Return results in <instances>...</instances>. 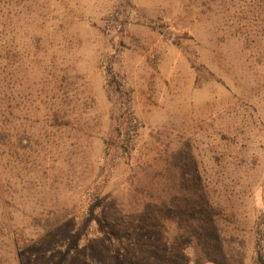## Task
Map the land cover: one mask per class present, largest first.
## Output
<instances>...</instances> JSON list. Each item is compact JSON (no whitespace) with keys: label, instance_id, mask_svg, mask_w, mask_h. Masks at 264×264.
Segmentation results:
<instances>
[{"label":"rangeland","instance_id":"rangeland-1","mask_svg":"<svg viewBox=\"0 0 264 264\" xmlns=\"http://www.w3.org/2000/svg\"><path fill=\"white\" fill-rule=\"evenodd\" d=\"M264 264V0H0V264Z\"/></svg>","mask_w":264,"mask_h":264},{"label":"trees","instance_id":"trees-1","mask_svg":"<svg viewBox=\"0 0 264 264\" xmlns=\"http://www.w3.org/2000/svg\"><path fill=\"white\" fill-rule=\"evenodd\" d=\"M257 255H258L257 264H263V257L260 254V251L259 250H257Z\"/></svg>","mask_w":264,"mask_h":264}]
</instances>
